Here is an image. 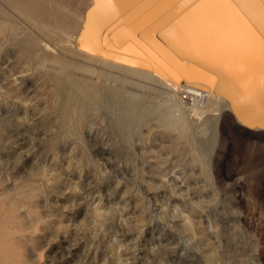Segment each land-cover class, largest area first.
I'll return each instance as SVG.
<instances>
[{
	"label": "rangeland",
	"instance_id": "374dc122",
	"mask_svg": "<svg viewBox=\"0 0 264 264\" xmlns=\"http://www.w3.org/2000/svg\"><path fill=\"white\" fill-rule=\"evenodd\" d=\"M75 1L0 0V264H264V129L224 103L168 128L162 95L125 74L111 73L146 96L137 123L113 86L90 100L56 75L73 44L25 11L47 22Z\"/></svg>",
	"mask_w": 264,
	"mask_h": 264
},
{
	"label": "bare ground",
	"instance_id": "6f19581e",
	"mask_svg": "<svg viewBox=\"0 0 264 264\" xmlns=\"http://www.w3.org/2000/svg\"><path fill=\"white\" fill-rule=\"evenodd\" d=\"M78 2L75 1L76 4ZM49 3L56 4H53L52 1ZM83 3L77 5L81 7ZM84 5L82 9L78 10L77 15L71 13L63 15L62 11V15L58 18L56 17L58 10L54 6L53 8H56L57 11L55 15L53 14L55 17L49 16L48 20L46 18L47 22L40 21L42 15L40 9H33L29 6L25 11L36 26L45 29L51 37L59 36L57 43L62 41L63 44L64 42L73 44V49L70 51L71 60L68 58L70 60L67 59L68 62H58L67 73L56 75L58 77L63 76L64 78H61L66 79L71 84L85 85L87 88L85 91L90 93V100L101 94L99 90L115 87L111 89L112 91L115 89L112 92V97L113 94L121 92L123 93L121 96L126 98L127 109L123 117L135 123L134 120L144 116L147 112L146 107H141V105L138 107V103L146 96L138 91H129L124 88L127 87V82L122 80L124 76L121 79L116 75L112 76L113 74H125L141 83L138 86L142 92L160 93L162 95L154 103L152 110L157 113V119L164 124L163 126L168 128L190 125L191 121H188V115L191 114L195 120L196 118L198 120L206 111L218 110L216 105L224 103V109L232 113L237 124L250 129H264V97L259 92V67L251 74H247L243 64L234 65L225 62L206 49H193L178 40L173 32V26L183 20L191 11L190 8H186L182 0H175V6L167 14L146 16L138 21L121 17L115 23L104 25L102 29H97L92 24L93 17H90V14H94L96 0H86ZM76 7L74 6L77 11L78 7ZM49 8L52 6L47 9ZM48 33L47 35H49ZM135 83L137 84V82ZM150 83L162 91L160 92L159 88L157 90L149 87L148 84ZM250 88L254 96L249 104L247 93ZM179 91L188 95L192 103L185 102L182 99L185 96L179 95L178 97L176 93ZM58 92H60L64 102L68 103L73 98H70L69 90L67 91L65 87L61 86ZM198 99H201L200 102L202 103L205 101L206 104H197ZM110 103L115 104L112 99ZM219 119L220 115L217 116L215 123ZM124 123L122 124L124 125ZM210 254L213 255L212 252Z\"/></svg>",
	"mask_w": 264,
	"mask_h": 264
},
{
	"label": "snow or ice",
	"instance_id": "6c2138e0",
	"mask_svg": "<svg viewBox=\"0 0 264 264\" xmlns=\"http://www.w3.org/2000/svg\"><path fill=\"white\" fill-rule=\"evenodd\" d=\"M191 11L173 26L178 40L193 49H206L247 74L260 70L259 92L264 97V0H182ZM175 0H96L92 24L102 29L121 17L138 21L167 14ZM254 93H247L249 104Z\"/></svg>",
	"mask_w": 264,
	"mask_h": 264
},
{
	"label": "built area",
	"instance_id": "2783aa9c",
	"mask_svg": "<svg viewBox=\"0 0 264 264\" xmlns=\"http://www.w3.org/2000/svg\"><path fill=\"white\" fill-rule=\"evenodd\" d=\"M180 95L183 96V97L185 96L184 98H182L185 102L192 103V100L190 99V97L188 95H186L185 93H181V92H180ZM200 101H201V99H198L197 100V104H199Z\"/></svg>",
	"mask_w": 264,
	"mask_h": 264
}]
</instances>
